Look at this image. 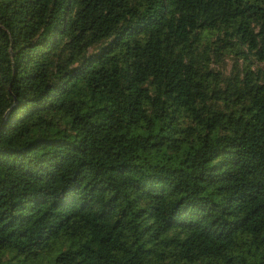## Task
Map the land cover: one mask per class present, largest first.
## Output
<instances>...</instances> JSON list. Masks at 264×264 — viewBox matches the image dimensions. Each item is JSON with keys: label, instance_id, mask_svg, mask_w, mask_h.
Here are the masks:
<instances>
[{"label": "trees", "instance_id": "obj_1", "mask_svg": "<svg viewBox=\"0 0 264 264\" xmlns=\"http://www.w3.org/2000/svg\"><path fill=\"white\" fill-rule=\"evenodd\" d=\"M0 264H264V0H0Z\"/></svg>", "mask_w": 264, "mask_h": 264}]
</instances>
